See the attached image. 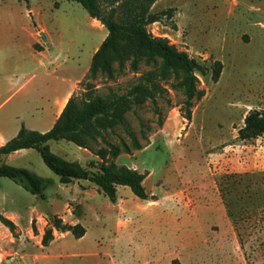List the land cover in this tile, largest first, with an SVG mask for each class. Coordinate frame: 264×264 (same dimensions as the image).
<instances>
[{
  "label": "rangeland",
  "instance_id": "374dc122",
  "mask_svg": "<svg viewBox=\"0 0 264 264\" xmlns=\"http://www.w3.org/2000/svg\"><path fill=\"white\" fill-rule=\"evenodd\" d=\"M165 10L171 17L146 30L200 64L211 68L218 61L222 68L215 82L210 70L196 74L203 97L192 100L189 122L183 90L174 86L180 76H171L154 101L131 107L120 125L104 133L120 150L116 165L148 174L143 187L153 199L140 200L118 186L112 202L89 182L86 192L78 184L85 181L61 184L34 149L5 157L4 164L49 185L41 199L0 178V214L16 224L13 233L0 227V264H264V137L237 138L247 112L264 110V0H156L150 12ZM106 35L72 1L0 0V139L8 142L21 126L42 133V120L31 114L49 78L43 66L59 78L79 79L78 96L87 85L100 96L125 94L156 67L141 62L133 72L127 64L120 73L114 65L113 79L89 75ZM48 146L87 169L81 148L64 140ZM100 147L105 145H94ZM77 200L82 209L70 204L72 214L83 213L73 222L85 235L76 239L53 230L54 240L42 247L55 216L73 223L64 205Z\"/></svg>",
  "mask_w": 264,
  "mask_h": 264
},
{
  "label": "trees",
  "instance_id": "16d2710c",
  "mask_svg": "<svg viewBox=\"0 0 264 264\" xmlns=\"http://www.w3.org/2000/svg\"><path fill=\"white\" fill-rule=\"evenodd\" d=\"M28 1V0H23ZM80 4L92 20L105 27L107 35L91 58L88 74L98 72L114 78V65L118 72H123L126 65L136 72L141 62L155 64L156 67L139 77V82L125 94L118 95L109 91L105 96L96 94L91 85H87L79 96L75 92L68 98L61 113L51 129L45 133L32 131L21 126L16 136L0 146V178H6L22 187L33 196L44 199V191L49 181L33 172L2 163V157L19 150H36L43 164L67 185L75 180L89 181L112 202L116 201V188L127 187L140 200L153 199L143 187L147 173L116 165L113 160L120 155V150L104 138V133L120 125L123 116L133 106L154 101L159 92L164 91L161 83L171 76H180L174 85L183 90L186 98V113L183 118L190 121L192 100H200L203 92L196 89V74L205 76L211 71V79L218 80L221 63L216 61L211 68L200 64L187 52L179 51L166 38L155 37L146 27L159 22L161 17H171V10L151 13L156 0H67ZM42 49H38L41 51ZM264 137V110L251 109L243 119V126L237 130L240 141L255 140ZM64 140L86 149L99 160L95 171L85 169L78 162H69L53 154L48 146L50 141ZM98 142L104 148L94 149ZM134 146L140 149L134 142ZM128 153V148L124 147ZM93 165V162L90 163ZM77 215L80 213L77 212ZM0 223L10 233L15 231L14 223L0 215ZM53 230L70 234L76 239L82 238L86 231L80 224H64L58 217L52 219L41 238V246L47 247L54 240Z\"/></svg>",
  "mask_w": 264,
  "mask_h": 264
},
{
  "label": "crops",
  "instance_id": "0c3cea01",
  "mask_svg": "<svg viewBox=\"0 0 264 264\" xmlns=\"http://www.w3.org/2000/svg\"><path fill=\"white\" fill-rule=\"evenodd\" d=\"M39 34H40V32H39ZM41 47L43 48V46H41ZM41 52H43V50ZM39 54H42V53H39ZM43 68L45 70L44 71L45 74L49 75L48 76L49 78H48V81H47V84H46V89H44V91L41 94V101H39V105L34 107V109L32 111V114H31V117H38L39 119L42 120L41 123L37 124L38 126L40 125L42 133L47 132V131H49L51 129V127L53 126L55 120L57 119V117L61 113L64 105L66 104L68 98L75 92V89H76L78 83L80 82L79 79H77V80H66V79L61 78V77L59 78L57 76V74H58L57 71L49 72V68H46L44 66H43ZM46 69H47V71H46ZM30 78L33 79V77H30ZM64 84H67V89L62 91V88L64 87ZM21 87H23V85L20 86L19 88H21ZM60 88H61V91L59 90ZM15 134H16V131H14L13 136ZM260 138H262V137H260ZM0 140H1L0 141V146H2V145H4L7 142L8 139H6V140L5 139L4 140L0 139ZM23 151H25V150H19L17 152L12 153V154L3 156L2 157V163H3V160H4L5 157H11L12 158L13 156L18 155L19 153H21ZM81 151L84 153V155L88 159V161H86V163H85L87 169L95 171L96 169L94 167H89V165H91L90 164L91 162H93V165L94 164H98L100 162V160L95 155H93L91 152H89L86 149H82ZM75 181H84V180H75ZM75 181H73L72 183H74ZM87 182H89V181H85V183H82V184H81V182H78L80 189L82 191H84V192H86L90 188V186H89V184ZM89 183H91V182H89ZM92 185H94V184H92ZM95 187L97 188V186H95ZM150 194H152V192ZM155 196H157V195H155ZM75 202H77L76 204L80 205V208L82 209L81 204H79V200H77V201H68V204L64 205L65 211H66V213H65L66 216H68V217H70L72 219L70 222H73V220H78L82 216V213H83L80 210V214L79 215H73L72 214V207H71L70 204H74ZM153 203L156 204V203H158V201H156V202L153 201ZM0 215H2V214H0ZM2 216L7 218V219H9V220H11L14 223V225H16L14 220H13L14 218L12 216H7L6 214H5V216L3 214ZM56 217H59L60 219H63L64 222L68 221L64 217H60V216H56ZM40 219L41 218H39V220ZM39 220L37 222L38 224L40 222ZM68 224L69 225H74V222L72 224H70L68 222ZM41 225H42V223H41ZM0 227H2L3 229L8 231V229L5 226H3L1 223H0ZM43 231L44 230H43V228L41 226L39 228L40 235L42 234ZM54 232H57V231L54 230ZM65 233H69L70 234V232H65ZM60 234H61V232H60Z\"/></svg>",
  "mask_w": 264,
  "mask_h": 264
}]
</instances>
